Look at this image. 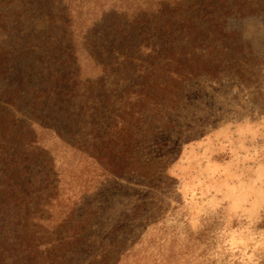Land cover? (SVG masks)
I'll use <instances>...</instances> for the list:
<instances>
[{
  "label": "trees",
  "instance_id": "16d2710c",
  "mask_svg": "<svg viewBox=\"0 0 264 264\" xmlns=\"http://www.w3.org/2000/svg\"><path fill=\"white\" fill-rule=\"evenodd\" d=\"M72 1L0 0V264H120L87 255L89 199L153 180L185 85L250 62L255 0H95L89 25Z\"/></svg>",
  "mask_w": 264,
  "mask_h": 264
},
{
  "label": "rangeland",
  "instance_id": "374dc122",
  "mask_svg": "<svg viewBox=\"0 0 264 264\" xmlns=\"http://www.w3.org/2000/svg\"><path fill=\"white\" fill-rule=\"evenodd\" d=\"M255 1L254 17L230 21L251 46L250 62L185 85L173 125L146 145L153 180H114L89 199L98 243L87 255L120 264H264V0ZM102 2L72 7L81 5L89 25Z\"/></svg>",
  "mask_w": 264,
  "mask_h": 264
}]
</instances>
